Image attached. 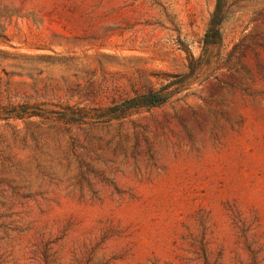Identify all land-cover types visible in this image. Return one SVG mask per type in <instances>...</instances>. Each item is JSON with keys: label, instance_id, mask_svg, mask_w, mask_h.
Segmentation results:
<instances>
[{"label": "rangeland", "instance_id": "374dc122", "mask_svg": "<svg viewBox=\"0 0 264 264\" xmlns=\"http://www.w3.org/2000/svg\"><path fill=\"white\" fill-rule=\"evenodd\" d=\"M217 1L0 0V264H264V0Z\"/></svg>", "mask_w": 264, "mask_h": 264}, {"label": "trees", "instance_id": "16d2710c", "mask_svg": "<svg viewBox=\"0 0 264 264\" xmlns=\"http://www.w3.org/2000/svg\"><path fill=\"white\" fill-rule=\"evenodd\" d=\"M222 21V7H221V0L217 1L216 7L212 12L209 26L205 32V42L209 43L212 42V37L219 34V24ZM133 103L129 105L130 107L135 108H143V107H151L155 105H159L165 101V97L159 94V91L150 92L146 95L138 96L132 99ZM31 116V115H29ZM66 116V117H65ZM64 120L66 122H74L81 120L80 118L75 117V113H64Z\"/></svg>", "mask_w": 264, "mask_h": 264}]
</instances>
